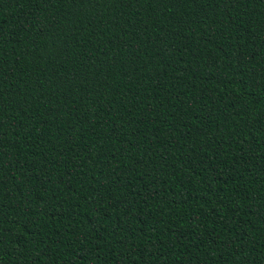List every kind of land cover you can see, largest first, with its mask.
<instances>
[{"label": "trees", "instance_id": "16d2710c", "mask_svg": "<svg viewBox=\"0 0 264 264\" xmlns=\"http://www.w3.org/2000/svg\"><path fill=\"white\" fill-rule=\"evenodd\" d=\"M0 264H264V0H0Z\"/></svg>", "mask_w": 264, "mask_h": 264}]
</instances>
